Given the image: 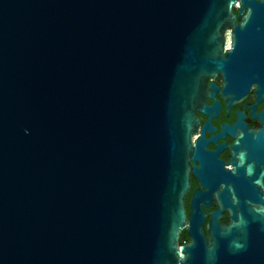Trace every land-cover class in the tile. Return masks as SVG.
<instances>
[{"label": "water", "instance_id": "95a60500", "mask_svg": "<svg viewBox=\"0 0 264 264\" xmlns=\"http://www.w3.org/2000/svg\"><path fill=\"white\" fill-rule=\"evenodd\" d=\"M235 1L0 0V264H264V207L184 209L207 77L264 75V0L221 48Z\"/></svg>", "mask_w": 264, "mask_h": 264}, {"label": "flooded vegetation", "instance_id": "af4514ba", "mask_svg": "<svg viewBox=\"0 0 264 264\" xmlns=\"http://www.w3.org/2000/svg\"><path fill=\"white\" fill-rule=\"evenodd\" d=\"M248 11L240 0L233 3L235 19L228 20L221 31L223 50H234L236 27ZM257 26H248L249 38L255 37L252 34ZM254 76L238 96L223 92L220 74L208 76L201 104L195 108L198 122L190 132V142L198 149L187 153L189 186L183 199L188 220L196 210L203 216L201 227L206 236L213 215L219 226L228 225L235 212L255 217V211L264 207V75L261 71ZM189 241L183 230L179 242Z\"/></svg>", "mask_w": 264, "mask_h": 264}]
</instances>
